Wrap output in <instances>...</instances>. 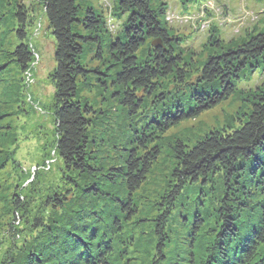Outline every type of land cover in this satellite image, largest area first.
I'll list each match as a JSON object with an SVG mask.
<instances>
[{
  "label": "trees",
  "instance_id": "obj_1",
  "mask_svg": "<svg viewBox=\"0 0 264 264\" xmlns=\"http://www.w3.org/2000/svg\"><path fill=\"white\" fill-rule=\"evenodd\" d=\"M39 3L55 41L50 74L55 151L65 167L86 175L90 182L82 190L92 200L68 211L61 223H47L7 264H123L134 238L125 224L138 209L132 195L160 154L157 144H150L170 127L229 99L246 75L264 69V29L209 54L190 77L162 22L163 6H153L151 0H118L126 20L121 31L108 39L114 71L106 81L115 87V99L134 117L130 124L135 129L128 135L129 147L117 172L110 168L97 172L89 151L93 110L80 100L79 81L90 72L83 64L85 48L100 43L103 19L82 7L81 0ZM16 17L21 28L12 56L26 71L35 54L24 26L30 24L23 11ZM157 39L160 46L152 43ZM146 40L148 52L138 56ZM168 77L172 83L163 88L160 80ZM95 78L101 86L108 83ZM243 96L250 109L236 127L212 130L193 144L174 141L171 184L154 202L159 211L152 229L156 247L143 262L264 264V83ZM103 179L125 193L102 191L96 181ZM70 193L48 197L45 206L63 211ZM12 205L19 211L23 204L16 200ZM175 221L187 229L185 234L174 230Z\"/></svg>",
  "mask_w": 264,
  "mask_h": 264
},
{
  "label": "rangeland",
  "instance_id": "obj_2",
  "mask_svg": "<svg viewBox=\"0 0 264 264\" xmlns=\"http://www.w3.org/2000/svg\"><path fill=\"white\" fill-rule=\"evenodd\" d=\"M117 3L118 0H81L82 7L92 9L104 22L100 43L85 48L83 64L90 72L79 81L80 100L93 110L89 129L93 143L89 151L97 172L108 168L111 173L117 172L129 147V134L135 129L133 123L130 124L134 117L115 99L116 89L106 81L107 74L114 71L108 39L121 31L126 20ZM151 3L163 6L162 22L174 38L175 52L180 54L181 64L190 77L209 54L240 43L249 34L264 29V0H151ZM19 11L31 21L24 26L35 52L26 71L21 70L12 56L19 43L16 34L21 28L16 17ZM149 43L146 40L140 46L138 56L143 57L148 52ZM54 49L55 41L39 0H0V264L14 260L12 257L21 250L22 243L43 230L51 220L54 224L61 223L70 211L92 200L87 191L82 190L90 182L86 175L65 167L55 151L54 86L50 76L55 66ZM95 76L108 83L101 86ZM171 83L170 77L160 80L163 88ZM263 83L264 69L246 75L229 99L196 118L170 127L150 144L156 143L160 154L144 183L132 195L138 209L125 224L134 238L123 264H147L143 260L146 255L151 257L156 247L152 229L159 211L154 202L167 191L171 180L175 165L174 141L193 144L212 130L236 127L239 117L250 109L243 95ZM109 185L106 179L96 181V186L105 192L110 190ZM70 191L63 211L45 206L48 197H61ZM111 191L119 193L118 196L125 193L118 186H112ZM16 200L23 204L19 211L12 205ZM40 222L43 225L37 227ZM172 227L180 234L187 230L176 221ZM117 244L114 243L115 247Z\"/></svg>",
  "mask_w": 264,
  "mask_h": 264
},
{
  "label": "water",
  "instance_id": "obj_3",
  "mask_svg": "<svg viewBox=\"0 0 264 264\" xmlns=\"http://www.w3.org/2000/svg\"><path fill=\"white\" fill-rule=\"evenodd\" d=\"M154 46H160L161 45V42L160 40H155L154 42H152Z\"/></svg>",
  "mask_w": 264,
  "mask_h": 264
}]
</instances>
